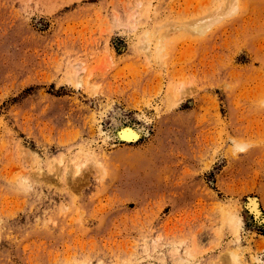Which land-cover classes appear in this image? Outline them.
<instances>
[{
  "label": "rangeland",
  "instance_id": "374dc122",
  "mask_svg": "<svg viewBox=\"0 0 264 264\" xmlns=\"http://www.w3.org/2000/svg\"><path fill=\"white\" fill-rule=\"evenodd\" d=\"M0 264H264V0H0Z\"/></svg>",
  "mask_w": 264,
  "mask_h": 264
},
{
  "label": "bare ground",
  "instance_id": "6f19581e",
  "mask_svg": "<svg viewBox=\"0 0 264 264\" xmlns=\"http://www.w3.org/2000/svg\"><path fill=\"white\" fill-rule=\"evenodd\" d=\"M202 30H204V29H201V31ZM125 128H126V126H125ZM119 130V129H118ZM115 133V132H114ZM117 133V132H116ZM140 134L142 135V132H140ZM116 136V138H118L119 137V139H121V140H125V141H136L137 139H139L138 138V136H139V134H138V132L137 131H135V130H133V129H129V128H127V129H122L121 130V132L117 135H114V137ZM118 136V137H117ZM249 200V199H248ZM248 205V204H247ZM246 205V206H247ZM260 205V204H259ZM249 206V205H248ZM260 207V206H259ZM248 208V207H247ZM250 211H252V212H254L255 213V215H258L259 213H258V201L256 200V198H254V199H251L250 200ZM249 210V209H248ZM253 213V214H254ZM255 217V216H254ZM257 217V216H256ZM257 219H259V218H257Z\"/></svg>",
  "mask_w": 264,
  "mask_h": 264
}]
</instances>
